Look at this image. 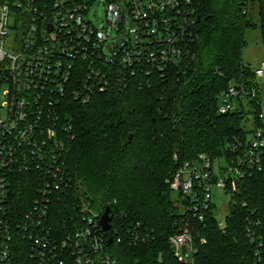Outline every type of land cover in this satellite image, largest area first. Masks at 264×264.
<instances>
[{
    "label": "built area",
    "instance_id": "obj_1",
    "mask_svg": "<svg viewBox=\"0 0 264 264\" xmlns=\"http://www.w3.org/2000/svg\"><path fill=\"white\" fill-rule=\"evenodd\" d=\"M95 1L105 5L99 28L89 14ZM199 1L0 0V97L4 99L0 110L6 112V118H0V264H16L19 236L32 240L30 255L38 264H120L106 251L112 219L110 228L103 230L104 210L94 209L84 194L76 202L78 216L70 220L72 230L62 236L45 224L50 197L69 189L64 164L72 126L64 119L65 102L87 103L95 94L123 89L133 80L140 86L152 84L167 78L172 68L187 64ZM254 74L256 83L251 86L228 85L218 112L234 110L243 99L261 105L257 78L264 76V61ZM258 119L250 138L234 143L233 149L239 151L235 157L200 153L184 161L167 180L171 190L188 201L193 218L202 220L211 209L215 213L214 189L229 194V206L243 179L264 170L262 109ZM33 172L38 176L31 181L39 198L18 216L10 196L19 192V177ZM241 204L247 206V199ZM254 212L250 209L246 217V237L255 261L264 264V233ZM227 214L228 208L224 220H217L222 230ZM151 233L131 224L125 239L138 244L153 238ZM169 243L178 261L193 264L196 249L188 221L169 236Z\"/></svg>",
    "mask_w": 264,
    "mask_h": 264
},
{
    "label": "trees",
    "instance_id": "obj_2",
    "mask_svg": "<svg viewBox=\"0 0 264 264\" xmlns=\"http://www.w3.org/2000/svg\"><path fill=\"white\" fill-rule=\"evenodd\" d=\"M196 9L199 20L187 64L152 84L140 86L133 80L123 89L95 94L87 103L65 102L64 119L72 126L64 164L69 189L50 197L45 224L62 236L72 230L70 220L78 216L80 193L99 212L108 206L112 221L106 235L112 242L106 251L120 264H186L175 257L169 236L187 221L194 233L193 264H257L245 227L251 209L264 233V170L243 179L228 206L225 230L218 227L212 209L202 220L193 218L187 200L179 193L172 198L167 180L200 153L235 157L239 151L234 143L244 142L250 133L242 127L248 114L243 105L238 102L234 110L220 113L218 98L231 82L256 83L242 54L249 29L259 31L264 49V0H200ZM247 102L253 123L260 124V103ZM36 177L33 172L17 180L19 192L9 200L18 216L39 198L31 181ZM243 198L247 206L241 204ZM137 223L153 238L130 244L127 228ZM20 237L15 263L38 264L30 255L32 240Z\"/></svg>",
    "mask_w": 264,
    "mask_h": 264
},
{
    "label": "rangeland",
    "instance_id": "obj_3",
    "mask_svg": "<svg viewBox=\"0 0 264 264\" xmlns=\"http://www.w3.org/2000/svg\"><path fill=\"white\" fill-rule=\"evenodd\" d=\"M251 10L253 13L256 12V4L251 6ZM104 11H105V5L101 2L95 1L91 8H90V18L92 20L93 26L99 28L101 26V23L104 19ZM245 40L246 44L243 48V54L242 59L243 62L250 65L253 70L258 68L260 66V63L264 61V49L261 43V37L258 30L255 29H249L245 33ZM257 82L259 83V96L261 98V109L264 112V76L262 78H257ZM219 102H221L222 99V93L220 94L218 98ZM3 97H0V106L3 103ZM237 103V101H236ZM251 105L243 99V109L248 112V114L243 118L242 127L245 130L252 129L253 123V117L254 114L251 113ZM0 118H6V112L0 110ZM250 138V133L246 135V139L248 140ZM221 164L225 165L226 161L221 158ZM212 201L215 203V213L216 218L218 221H223L224 217L227 213L228 203L230 200L229 194H226L224 192H217L215 189L212 191ZM172 198L174 199L177 197L176 192L171 193Z\"/></svg>",
    "mask_w": 264,
    "mask_h": 264
},
{
    "label": "water",
    "instance_id": "obj_4",
    "mask_svg": "<svg viewBox=\"0 0 264 264\" xmlns=\"http://www.w3.org/2000/svg\"><path fill=\"white\" fill-rule=\"evenodd\" d=\"M131 136L128 137V139H130ZM112 219V216L110 214V208L107 206L105 207L103 213L101 214L100 217V224L103 230H108L110 228V221ZM108 242L111 243L112 242V238L108 239Z\"/></svg>",
    "mask_w": 264,
    "mask_h": 264
},
{
    "label": "flooded vegetation",
    "instance_id": "obj_5",
    "mask_svg": "<svg viewBox=\"0 0 264 264\" xmlns=\"http://www.w3.org/2000/svg\"><path fill=\"white\" fill-rule=\"evenodd\" d=\"M206 17H204V19H205Z\"/></svg>",
    "mask_w": 264,
    "mask_h": 264
}]
</instances>
